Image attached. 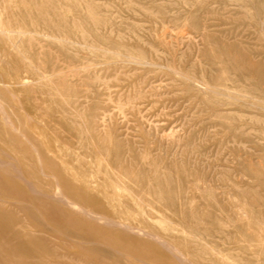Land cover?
Wrapping results in <instances>:
<instances>
[{"label": "rangeland", "instance_id": "obj_1", "mask_svg": "<svg viewBox=\"0 0 264 264\" xmlns=\"http://www.w3.org/2000/svg\"><path fill=\"white\" fill-rule=\"evenodd\" d=\"M0 30V210L56 261L179 264L81 214L129 247L37 231L27 183L192 264H264V0H0Z\"/></svg>", "mask_w": 264, "mask_h": 264}, {"label": "bare ground", "instance_id": "obj_2", "mask_svg": "<svg viewBox=\"0 0 264 264\" xmlns=\"http://www.w3.org/2000/svg\"><path fill=\"white\" fill-rule=\"evenodd\" d=\"M4 165L5 164L0 160V170L5 169ZM40 173L45 176V172L42 167L40 169ZM5 185L6 182H4L0 177V191L5 188ZM27 186L31 192L36 193V196L27 198L28 202H30L32 206L36 208L37 212L41 213L46 219L45 223L38 221V224H34L37 231H44L46 228H50L55 236L61 235L64 237H81L82 239L80 241L81 244L79 245V248H83L81 246H85V244L93 245L96 242L120 249L129 247L128 244L132 241L129 240V237L126 234H113L112 232H109V234L106 233L103 235L105 237H100L102 234L96 233L94 230L85 232L78 229L76 227V223L78 221L76 214H81L82 216L101 223L107 227L121 229L128 234L145 235L147 238L164 247L168 253L174 257L177 263L192 264L175 246L167 243L156 234L144 231L123 221L112 219L109 216L94 213L88 208L78 205L70 198L62 194L59 191L58 185L55 186L52 193H46L44 189H39L30 183H27ZM113 204L115 206V203ZM64 206L66 208H64ZM20 209L25 212L24 207H21ZM30 220H36V218L33 217ZM65 226H71V228L75 227L74 229H76V231L73 229L69 231L65 230ZM26 227L27 226L21 223V221L18 220L12 212H3L0 210V264H63L56 261V259L61 256L58 255L55 245L49 246L45 242L46 239L43 236L29 233L30 231L27 230ZM109 248L111 249V247ZM88 250L91 253L93 251H97L93 246H90ZM116 251L120 253V255H123L120 250ZM131 254L138 256L142 255L141 252L139 254L136 252ZM126 257L127 255L125 258ZM136 260L143 261V263L148 264V262L142 260L141 258ZM105 263L106 262H104V264ZM228 264L234 263L229 262Z\"/></svg>", "mask_w": 264, "mask_h": 264}]
</instances>
